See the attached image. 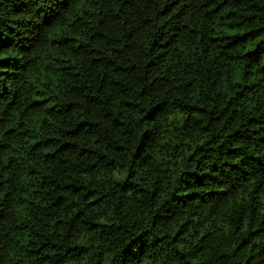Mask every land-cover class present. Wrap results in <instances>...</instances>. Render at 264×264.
<instances>
[{"label": "trees", "instance_id": "16d2710c", "mask_svg": "<svg viewBox=\"0 0 264 264\" xmlns=\"http://www.w3.org/2000/svg\"><path fill=\"white\" fill-rule=\"evenodd\" d=\"M0 264H264V0H0Z\"/></svg>", "mask_w": 264, "mask_h": 264}]
</instances>
